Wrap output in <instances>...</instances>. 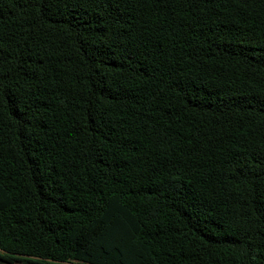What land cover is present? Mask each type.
<instances>
[{
	"label": "trees",
	"instance_id": "trees-1",
	"mask_svg": "<svg viewBox=\"0 0 264 264\" xmlns=\"http://www.w3.org/2000/svg\"><path fill=\"white\" fill-rule=\"evenodd\" d=\"M0 262L264 264V0H0Z\"/></svg>",
	"mask_w": 264,
	"mask_h": 264
},
{
	"label": "rangeland",
	"instance_id": "rangeland-1",
	"mask_svg": "<svg viewBox=\"0 0 264 264\" xmlns=\"http://www.w3.org/2000/svg\"><path fill=\"white\" fill-rule=\"evenodd\" d=\"M0 264H6V263H2V262H0ZM14 264H22V263H14Z\"/></svg>",
	"mask_w": 264,
	"mask_h": 264
}]
</instances>
